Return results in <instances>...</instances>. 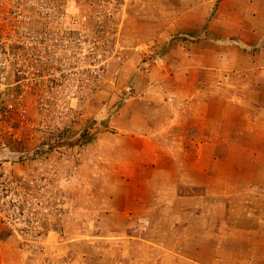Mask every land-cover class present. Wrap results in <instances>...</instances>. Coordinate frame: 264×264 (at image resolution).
Wrapping results in <instances>:
<instances>
[{
    "label": "rangeland",
    "instance_id": "obj_1",
    "mask_svg": "<svg viewBox=\"0 0 264 264\" xmlns=\"http://www.w3.org/2000/svg\"><path fill=\"white\" fill-rule=\"evenodd\" d=\"M53 3L85 47L0 126V264H264V0Z\"/></svg>",
    "mask_w": 264,
    "mask_h": 264
},
{
    "label": "built area",
    "instance_id": "obj_2",
    "mask_svg": "<svg viewBox=\"0 0 264 264\" xmlns=\"http://www.w3.org/2000/svg\"><path fill=\"white\" fill-rule=\"evenodd\" d=\"M67 17L53 0H0V126H11L7 122L14 116L25 120V91L33 89L46 107L68 84L71 52L83 49L85 38L71 37ZM14 87L22 92L12 102Z\"/></svg>",
    "mask_w": 264,
    "mask_h": 264
},
{
    "label": "crops",
    "instance_id": "obj_3",
    "mask_svg": "<svg viewBox=\"0 0 264 264\" xmlns=\"http://www.w3.org/2000/svg\"><path fill=\"white\" fill-rule=\"evenodd\" d=\"M235 42L233 45H236V48L240 49L241 51H244L243 53H246L249 49H248V44L249 41L247 39L242 38L241 36L237 37V41L235 39H233ZM220 41V40H217ZM262 41V40H260ZM215 46L220 47L218 44H214ZM228 47V46H226ZM247 56V55H246ZM258 59H262V57H259ZM255 64H258V61H255Z\"/></svg>",
    "mask_w": 264,
    "mask_h": 264
}]
</instances>
